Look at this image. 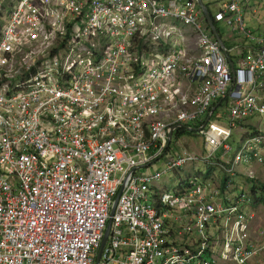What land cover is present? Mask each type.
Listing matches in <instances>:
<instances>
[{"label": "built area", "instance_id": "built-area-1", "mask_svg": "<svg viewBox=\"0 0 264 264\" xmlns=\"http://www.w3.org/2000/svg\"><path fill=\"white\" fill-rule=\"evenodd\" d=\"M259 1L203 0L219 39L198 0H0V264H263L257 179L235 183L264 169ZM192 164L220 173L159 185Z\"/></svg>", "mask_w": 264, "mask_h": 264}, {"label": "rangeland", "instance_id": "rangeland-1", "mask_svg": "<svg viewBox=\"0 0 264 264\" xmlns=\"http://www.w3.org/2000/svg\"><path fill=\"white\" fill-rule=\"evenodd\" d=\"M244 17L246 26L251 32L254 34V36L264 37V2L259 1L255 2L250 5L249 8L244 9ZM222 33H225L224 36H227L230 32V30L227 27H222ZM189 29H187V33ZM231 36V34L229 35ZM188 52H193L197 46L196 39L191 38L190 35L187 36L186 39ZM177 50H180L181 47L177 45V43L174 44ZM216 116L219 118V122L221 124L227 123L228 118V106L225 102L222 103V105L218 108L216 111ZM263 126V124H260ZM255 127L251 125V123L244 124L240 129H236L232 138V140H236L239 137H248L250 134H253L255 132ZM181 140V141H180ZM175 146L181 150L184 147H189L193 151L197 152H203V136L199 133H192V134H185L182 136ZM173 144H175V140L173 141ZM234 144V143H233ZM239 141L237 140L234 146H238ZM168 158V157H167ZM166 162H163V160H158L155 162V165H158L159 168H163ZM198 171H202L205 174H207L209 171L211 173H220L219 168H209L205 167L204 165H188L185 168L178 169L175 171H172L170 174L165 176L161 182H159V185L165 186L168 190H173L176 188V186L179 184V182L186 177L187 173H195ZM240 178L235 180V183L239 185V188L237 189L238 192H244L248 195L250 192V186L248 185L249 180L246 181V177L250 176L252 173L254 174L255 179L257 181H260L264 184V169L261 166H258L257 164H251V165H243L242 170L240 171ZM249 179V178H248ZM253 183H256V181H253ZM261 195V194H260ZM261 204L259 206H256V211L258 212V221L261 222L260 225H264V204L263 203H257ZM264 228V227H263ZM197 232L193 231L190 235H188V238H196Z\"/></svg>", "mask_w": 264, "mask_h": 264}, {"label": "water", "instance_id": "water-1", "mask_svg": "<svg viewBox=\"0 0 264 264\" xmlns=\"http://www.w3.org/2000/svg\"><path fill=\"white\" fill-rule=\"evenodd\" d=\"M198 3H199V5L201 6V8H202V10H203V12H204V14H205V16H206V19L208 20V22H209V24H210V26L212 27V30H213L214 34H216V36L220 39V37H219V35H218V32H217V30H216V28H215L214 21H213V19H212V15H211L209 9L207 8V6H206L205 3L203 2V0H198ZM230 65H231V67H233V64H232V63H230ZM219 104H220V103H219ZM171 135H172V132H170V135H169V138H170V139H171ZM117 201H118V197H117L116 200H115V204H114V206H113V208H112L111 215L114 214L115 206H116V204H117ZM110 224H111V220H110V222H109V224H108L107 233H106V235H105V237H104V240H103V242H102L101 248H100L99 253H98V260L100 259L101 254H102V252H103V249H104V247H105V244H106V242H107V237H108V233H109V230H110Z\"/></svg>", "mask_w": 264, "mask_h": 264}, {"label": "trees", "instance_id": "trees-1", "mask_svg": "<svg viewBox=\"0 0 264 264\" xmlns=\"http://www.w3.org/2000/svg\"><path fill=\"white\" fill-rule=\"evenodd\" d=\"M211 11V10H210ZM220 35H222V33L220 32ZM191 133V132H188ZM183 135V132H179L177 135V138H180ZM197 175H199V173H196ZM211 171H209L207 173V175H210ZM190 174H188L187 176L189 177ZM206 175V176H207ZM252 192L253 195L255 196V200L257 203H263L264 204V184L261 183L260 181H256V183H254V186L252 187ZM261 194V195H260ZM257 195H259L260 197L257 198Z\"/></svg>", "mask_w": 264, "mask_h": 264}, {"label": "crops", "instance_id": "crops-1", "mask_svg": "<svg viewBox=\"0 0 264 264\" xmlns=\"http://www.w3.org/2000/svg\"><path fill=\"white\" fill-rule=\"evenodd\" d=\"M231 33L228 34V36L230 35ZM229 37H233V34H231V36ZM234 38L236 39L237 42H242L243 40V36L242 35H238V34H234ZM251 43L250 42H246V46L247 48L248 47H251L250 45ZM188 174V173H187ZM190 174V173H189ZM187 176V175H186ZM186 177H184L180 182H179V185H182V181L185 179ZM260 197V196H259ZM257 203V202H256ZM261 222L260 221H255L254 222V226H253V231H251V235L253 237H257L258 236V233L257 231H260L262 230L264 232V225H260ZM256 229V230H255ZM263 264H264V260H263Z\"/></svg>", "mask_w": 264, "mask_h": 264}]
</instances>
